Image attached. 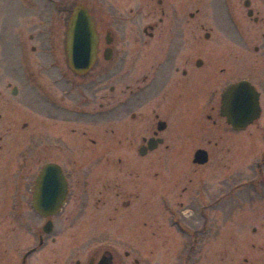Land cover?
<instances>
[{"label":"flooded vegetation","instance_id":"obj_1","mask_svg":"<svg viewBox=\"0 0 264 264\" xmlns=\"http://www.w3.org/2000/svg\"><path fill=\"white\" fill-rule=\"evenodd\" d=\"M53 1L0 0V264H264V0ZM241 81L259 111L236 127Z\"/></svg>","mask_w":264,"mask_h":264},{"label":"water","instance_id":"obj_2","mask_svg":"<svg viewBox=\"0 0 264 264\" xmlns=\"http://www.w3.org/2000/svg\"><path fill=\"white\" fill-rule=\"evenodd\" d=\"M70 64L77 72L80 68H88L95 59L96 33L94 21L87 8L82 4L74 7L67 36ZM84 60V61H83ZM249 82L231 84L223 96L226 107L225 114L234 126L245 125L258 115L259 104L253 95ZM41 212H47L41 210Z\"/></svg>","mask_w":264,"mask_h":264},{"label":"rangeland","instance_id":"obj_3","mask_svg":"<svg viewBox=\"0 0 264 264\" xmlns=\"http://www.w3.org/2000/svg\"><path fill=\"white\" fill-rule=\"evenodd\" d=\"M51 2V0H39V3L42 4V2ZM80 0H70L71 6L77 4ZM64 0H54L53 1V9L57 10L63 7ZM18 0H6V9L7 14L10 16L11 14L14 15L18 10ZM41 9V6L39 7ZM16 28H9L8 34H10V39H16ZM38 56V53H36ZM254 210L250 209H243V208H235L232 207L230 210V222H231V233L232 235L235 234L236 228H238L239 225L244 226L246 229L247 235H251V228L254 225ZM248 246V245H247ZM250 248V247H249ZM251 251L248 252L247 256L249 257L246 264H254V256L252 248H250ZM231 264H234L233 261H231Z\"/></svg>","mask_w":264,"mask_h":264}]
</instances>
